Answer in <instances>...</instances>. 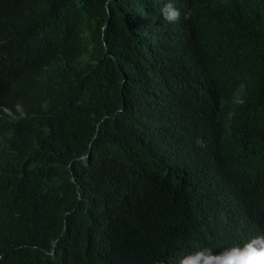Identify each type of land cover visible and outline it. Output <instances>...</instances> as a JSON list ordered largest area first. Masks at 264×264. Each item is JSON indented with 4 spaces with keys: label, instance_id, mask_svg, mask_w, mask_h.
I'll return each mask as SVG.
<instances>
[{
    "label": "trees",
    "instance_id": "1",
    "mask_svg": "<svg viewBox=\"0 0 264 264\" xmlns=\"http://www.w3.org/2000/svg\"><path fill=\"white\" fill-rule=\"evenodd\" d=\"M168 2L0 0V264H228L232 230L264 236V0Z\"/></svg>",
    "mask_w": 264,
    "mask_h": 264
},
{
    "label": "clouds",
    "instance_id": "2",
    "mask_svg": "<svg viewBox=\"0 0 264 264\" xmlns=\"http://www.w3.org/2000/svg\"><path fill=\"white\" fill-rule=\"evenodd\" d=\"M161 11L164 20L168 23L174 24L180 20L181 12L171 0ZM184 18H189L187 13L184 14ZM0 93L6 102L7 91L0 90ZM4 114H10V111L0 106V118ZM231 233L233 234L231 240L242 244L231 246L232 253L228 264H264V236H255L251 231L242 229L232 230Z\"/></svg>",
    "mask_w": 264,
    "mask_h": 264
}]
</instances>
